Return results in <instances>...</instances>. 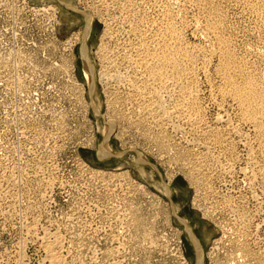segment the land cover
Segmentation results:
<instances>
[{
	"label": "rangeland",
	"instance_id": "obj_1",
	"mask_svg": "<svg viewBox=\"0 0 264 264\" xmlns=\"http://www.w3.org/2000/svg\"><path fill=\"white\" fill-rule=\"evenodd\" d=\"M63 1L76 6V10ZM63 1L0 0V57L4 60L0 58V264H56L50 257L54 252L62 255L61 263L57 264H183L184 259L189 264H197L195 243L180 217L187 220L201 241L203 264H224L234 256L238 258L241 250L234 240L237 236H240L238 241L243 242L245 237L251 241L247 242L253 253L243 258L245 263L258 264L259 258L264 257V174L260 171L262 166H255L256 162L248 154L250 144L258 146V141L252 125L239 120L235 100L219 92L217 59L214 58L207 72L198 71L195 95L203 110V126L209 130L223 129V144L210 142L185 114L175 110L179 89L172 79L163 91L166 105L173 111L170 117L150 114L149 92L146 99L137 95L131 84L101 79V72L106 68L101 48L109 43L113 52L119 46L122 55L124 48L125 53L133 55L136 53L133 46L140 41L139 33L143 30L153 47V23L166 24L170 19L169 9L175 13L174 21L187 45L209 44L205 33L193 26L196 16L206 20L202 11L183 0ZM217 1L223 6L222 15L226 20L223 32L232 41V47L264 76L262 17L244 2ZM84 10L92 14L86 44L96 67L93 98L102 113H123L118 132L108 138L116 152L106 157L100 156L99 149L106 140L104 126L108 118L97 115L91 107L84 119L72 82L77 78L86 83L89 99L90 87L81 51L84 39L80 40L77 35L85 32L89 21ZM134 26H138L135 31ZM68 43L74 44L68 46ZM68 57L73 59L74 76L63 68L57 73L49 68L46 71L50 65L61 67ZM128 64L133 79L148 77L142 67ZM136 149L151 163L137 161ZM115 170L127 171L130 177L115 175ZM254 173L258 174L256 179ZM252 179L256 181L251 182ZM131 181L145 184L149 192H138ZM157 196L163 200L164 209L170 211V221L164 214L155 218L161 208L155 203ZM170 204L174 205L177 215L171 214ZM137 206L141 207L138 214L146 221L143 227L154 228V236L159 237L156 243L160 245L150 238L147 240L144 229H136L133 216ZM243 211L251 219L247 236L241 233L239 224ZM48 242L57 243L51 252Z\"/></svg>",
	"mask_w": 264,
	"mask_h": 264
},
{
	"label": "bare ground",
	"instance_id": "obj_2",
	"mask_svg": "<svg viewBox=\"0 0 264 264\" xmlns=\"http://www.w3.org/2000/svg\"><path fill=\"white\" fill-rule=\"evenodd\" d=\"M63 1V0H61ZM135 1V0H134ZM185 2V4L189 5L192 4L194 6H198L200 11H202V13L204 14V16L206 17L204 19H201L200 17L196 16L195 17V24L193 26H195V29L201 30L203 33H205L206 37H208V41L209 44L205 45V46H197V47H191L189 44L187 45L184 41L183 38V33L181 31V29L176 25L175 23V17H173V10L169 9L168 13V19L169 21H166V24L163 22V24H165V26L162 24V22L159 21H154V36H153V43L154 46L151 47V44L149 43V36L148 34H145L146 31L144 32V30L142 32H140V41L138 42V44L136 46H133V48L136 50V53H132L133 55L129 53H125V48L123 49L124 53L122 55L121 50H119V46L117 48V50L114 49V52L112 49V47L106 44L101 48V51H103V57L106 59L105 60V66L106 68L103 69V71L101 72V79L104 82H109L110 81H117V82H121L123 81L124 84H129V86H133L134 90L137 95H142L144 98L147 99L148 96H150L152 98V102H148L146 105L148 108H150V114H154L156 113L157 116L160 115H164L166 114L167 116L171 115V109H168V106L166 105V102L164 100L163 96V91L167 90V87L169 86V79H172V81H174L173 83L175 84V86H177L176 88L179 89V95L177 97H175V107H176V111H178L181 114H185L186 117L189 118V120L193 123V125L198 126V131L200 130L201 133H203V135L205 137H208V140L210 142H215L218 144H223L225 141L223 133L221 132L222 130L219 129H212L209 130L206 127L203 126L204 123V114H203V110H201L200 105L198 104L199 102L197 101L199 97H197V95H195L196 93V88L198 83V78L196 77L197 73L199 70H202L204 72H207L209 65L213 62L214 58L217 59V64H216V69L217 72L219 74V77L221 79V83H220V91L221 94H223L226 97H229V100L232 98L235 100L237 107L239 109V120L244 122V123H248L251 124L252 127L254 128V132L256 135V140L258 141V146L256 145H251L250 144V151L248 154H250V158L251 160L255 161L256 164L255 166L259 165L262 166L260 168V171H262L261 173L264 174V76L257 72L255 69H253V66H251L250 62H248L245 58L241 57L238 55V52H236V49H234V47H232V41L230 40V38L226 37L225 33L223 32V27H224V16L222 15V8L223 6H220V2L217 0H183ZM230 1V0H229ZM236 1V0H235ZM239 2H244L245 6L247 8H249L250 10L256 12V14L260 15L262 17V21H263V25H264V0H237ZM64 2V1H63ZM152 2V1H151ZM169 2V1H168ZM183 2V3H184ZM238 2V3H239ZM65 3V2H64ZM133 3V2H132ZM135 3V2H134ZM182 3V2H181ZM66 4V3H65ZM92 4V3H91ZM125 4V3H124ZM184 4V5H185ZM69 7H73L75 10L76 8L73 5H69L66 4ZM142 5V4H141ZM166 5V4H165ZM185 5V6H186ZM223 5V4H222ZM53 6V5H52ZM92 6V5H91ZM114 6V5H113ZM133 6V5H132ZM58 7V6H55ZM55 7H52V9ZM71 7V8H72ZM94 7V6H93ZM130 7V6H129ZM51 8V7H50ZM48 8V9H50ZM79 8V7H78ZM108 8V7H107ZM147 8V7H146ZM151 8V7H150ZM170 8V7H169ZM195 8V7H194ZM239 8V7H238ZM185 9V8H184ZM224 9V8H223ZM58 10V9H57ZM120 10V9H119ZM192 10V9H191ZM52 11V10H51ZM56 11V10H55ZM79 11V9H78ZM182 11V10H181ZM185 11V10H184ZM57 12V11H56ZM84 12V14L87 15L88 18V23L87 26L85 28V32L83 33H79L77 34L79 36L80 40H83V44L81 46V51H82V56L84 59V67H85V73L86 74V80L88 82V86L90 87L89 90V99L86 96V91L88 90V87L86 85V83L83 82H79V80L77 78H73V87H74V94L75 96L77 95V97L79 98V106H81L84 111V119L87 118V111H90V108L92 107L94 112L97 113V115L101 116L102 118H108V121L106 122L104 128H105V135H106V140L100 145V149H99V153L101 157H106L109 155H113L115 154L116 151H114L112 149L111 144L108 143V138L114 133V132H118L117 131V127H118V122L119 119L121 117V115H115L113 114L114 112L112 111V113H102L100 110V106L97 105L96 101L93 98V93L95 90V86H96V82H95V77H96V70H95V66L93 65L90 55H89V51H88V47H87V39H88V34L92 25V14H90L89 11H82ZM97 12V11H96ZM113 12V11H112ZM126 12V11H125ZM138 12V11H137ZM52 13V12H51ZM100 13V12H99ZM104 13V12H103ZM201 13V12H200ZM54 14V13H53ZM52 14V15H53ZM122 14V13H121ZM125 14V13H124ZM175 14V13H174ZM183 14V13H182ZM226 14V13H225ZM112 15V14H111ZM131 15V14H130ZM180 15V14H179ZM187 15V14H186ZM192 15V14H191ZM202 15V14H201ZM102 16V15H101ZM129 16V15H128ZM175 16V15H174ZM109 17V16H108ZM126 17V15H125ZM133 17V16H132ZM156 17V16H155ZM112 18V16H111ZM123 18V17H122ZM107 19V18H106ZM182 19V18H181ZM192 19V18H191ZM115 21V20H114ZM187 21V20H186ZM226 21V20H225ZM151 22V21H150ZM123 23V21H122ZM138 23V22H137ZM126 24V23H125ZM152 24V25H153ZM190 24V23H189ZM192 24V23H191ZM190 24V25H191ZM139 25V24H138ZM108 26V25H107ZM141 26V25H140ZM124 27V26H123ZM138 27V26H137ZM136 26H134V30L138 29ZM263 27V26H262ZM183 28V27H182ZM226 28V27H225ZM229 28V27H228ZM186 29V28H185ZM225 30V29H224ZM116 31V30H115ZM126 31V30H125ZM196 32V31H195ZM262 32V30H261ZM130 33V32H129ZM106 34V33H105ZM107 34H109V32H107ZM111 34H113V31L111 32ZM136 34V33H133ZM185 34V32H184ZM232 34V33H231ZM262 35V34H261ZM110 36V35H109ZM236 36V35H235ZM111 37V36H110ZM131 37V36H130ZM232 37V36H231ZM233 38V37H232ZM125 39V38H124ZM261 39V38H260ZM236 40V39H235ZM264 40V39H263ZM72 41V40H71ZM110 41V40H109ZM131 41V40H130ZM127 42V41H126ZM125 42V43H126ZM235 42V41H234ZM128 43V42H127ZM130 43V42H129ZM262 43V42H261ZM264 43V42H263ZM70 46L71 44L68 43ZM74 44V43H73ZM72 44V45H73ZM193 44V43H192ZM257 44V43H256ZM122 45V44H121ZM124 45V44H123ZM131 45V44H130ZM72 47V46H71ZM70 47V48H71ZM123 47V46H122ZM236 47V46H235ZM129 48V47H128ZM259 48V47H258ZM263 48V47H262ZM73 49V48H71ZM127 49V46H126ZM133 49V50H134ZM67 51V50H66ZM73 51V50H72ZM131 51V50H130ZM252 51V50H251ZM128 52V51H126ZM258 54V53H257ZM263 54H264V50H263ZM262 54V55H263ZM73 55V54H72ZM247 55V54H245ZM27 56V55H26ZM243 56V55H242ZM264 56V55H263ZM24 57V56H23ZM1 58V57H0ZM103 58V59H104ZM2 59V58H1ZM25 60V59H24ZM27 60V59H26ZM1 61H4L3 59ZM29 61V60H28ZM104 61V60H103ZM22 62V61H20ZM34 62V61H33ZM5 63V62H4ZM3 63V65H4ZM25 63V62H24ZM128 63H132L133 67L134 65H138L140 67H142V70L145 71V73L147 74L148 77H137L136 79L132 78L134 77V75L132 76L131 72L129 73V64ZM1 64V63H0ZM126 64V65H125ZM257 65V64H256ZM36 66L38 67V65L36 64ZM40 66V65H39ZM47 66V65H46ZM55 66V65H54ZM5 67V66H4ZM45 67V66H44ZM40 68H43L40 66ZM49 69H51V72L57 73L61 68H63L66 72H68V75L71 74L72 76H74V67H73V59H71V57L67 58L65 60V63H62L61 67H53L52 65H50V67L47 66L46 71ZM131 68V65H130ZM255 68V65H254ZM38 69V68H37ZM45 70V68H43ZM42 69V70H43ZM134 69V68H133ZM1 70V69H0ZM36 71V70H35ZM45 71V72H46ZM64 71V72H65ZM60 72V71H59ZM201 72V71H199ZM261 72V71H260ZM40 73V72H39ZM63 73V72H62ZM138 73V72H137ZM144 74V75H146ZM209 74V73H207ZM217 74V75H218ZM143 75V74H142ZM141 76V75H140ZM70 77V76H69ZM68 77V78H69ZM72 79V78H71ZM75 79V80H74ZM22 80V79H21ZM63 81V80H62ZM68 81V80H67ZM71 82V83H72ZM70 83V84H71ZM68 84V83H67ZM121 84V83H120ZM131 84V85H130ZM156 84V86H155ZM212 84V83H211ZM109 85V84H108ZM115 85V84H114ZM21 86V85H19ZM175 86L173 85V87L175 88ZM219 86V85H218ZM28 87V86H27ZM65 87V86H64ZM68 87V85L66 86ZM70 87H72L70 85ZM131 87V88H133ZM24 89V88H23ZM69 89V87H68ZM67 90V89H66ZM73 90V89H70ZM109 90V88H108ZM177 91V92H178ZM72 92V91H70ZM128 92V90H127ZM149 92V95L146 96V93ZM152 92V94L150 95V93ZM66 93V92H65ZM135 93V94H136ZM212 93V91H211ZM216 93V92H215ZM119 94V93H118ZM134 94V93H133ZM134 94V95H135ZM174 94V93H172ZM218 94V93H217ZM63 95V94H62ZM113 95V94H112ZM168 95V94H167ZM74 96V97H75ZM120 96V95H119ZM122 96V95H121ZM175 96V95H174ZM219 96V95H218ZM221 96V95H220ZM223 96V97H224ZM224 97V98H226ZM231 97V98H230ZM77 98V99H78ZM121 98V97H120ZM141 98V97H140ZM97 99V98H96ZM118 99V98H117ZM125 99V98H124ZM134 99V98H133ZM137 99V97H136ZM143 99V98H142ZM149 99V98H148ZM120 100V99H118ZM131 100V99H130ZM224 99H222L223 101ZM110 101V100H109ZM112 101V100H111ZM139 101V100H138ZM137 101V102H138ZM142 101V100H141ZM149 101V100H148ZM217 101V100H216ZM75 102H77V100H75ZM120 101H118L119 103ZM128 102V101H127ZM171 102V101H169ZM111 102H109L108 104H110ZM113 103V101H112ZM174 103V102H173ZM233 103V102H232ZM99 104V103H98ZM116 104V103H115ZM125 104V103H124ZM140 104V103H139ZM75 105V104H74ZM100 105V104H99ZM119 105V104H118ZM132 105V104H131ZM145 105V106H146ZM222 105V104H221ZM113 106V105H112ZM144 105H142L143 107ZM78 107V106H77ZM174 107V108H175ZM226 107V106H225ZM116 108V107H115ZM146 108V107H144ZM143 108V109H144ZM221 108V107H220ZM140 109V108H139ZM142 109V110H143ZM147 109V108H146ZM60 110H62L60 108ZM72 110V109H71ZM235 110V109H234ZM156 111V112H155ZM175 111V112H176ZM65 112V111H64ZM136 112V111H135ZM146 112V111H144ZM173 112V111H172ZM48 113V110L47 112ZM227 113V112H226ZM146 114V113H145ZM155 114V115H156ZM153 115V116H155ZM180 115V114H179ZM62 116V115H61ZM65 116V113H64ZM165 116V115H164ZM166 116V117H167ZM172 116V115H171ZM162 117V116H161ZM182 117V115H181ZM184 117V116H183ZM182 117V118H183ZM128 118V116H127ZM222 118V117H221ZM231 118V117H230ZM60 119V117H59ZM65 119V117H64ZM132 119V118H131ZM130 119V120H131ZM233 119V118H232ZM66 120V119H65ZM184 120V119H183ZM59 121V120H58ZM64 122V120H62ZM86 121V120H85ZM189 121V122H190ZM235 121V120H234ZM61 122V121H60ZM88 122V121H87ZM139 122V121H138ZM183 122V121H182ZM35 123V122H34ZM38 123V122H37ZM62 123V122H61ZM132 123V122H131ZM174 123V122H173ZM84 124V123H83ZM40 125V124H39ZM60 125V124H59ZM62 125V124H61ZM60 125V126H61ZM179 125V124H178ZM59 126V127H60ZM176 126V125H175ZM139 127V126H138ZM184 127V126H183ZM190 127V126H189ZM40 128V127H39ZM65 128V126H64ZM151 128V127H150ZM191 128V127H190ZM197 128V127H195ZM210 128V127H209ZM42 129V128H41ZM40 129V131H41ZM148 129V128H147ZM146 130V129H145ZM152 130V129H151ZM197 130V129H196ZM234 130V129H233ZM249 130V128H248ZM39 131V130H38ZM192 132V131H191ZM145 133V132H144ZM197 133V132H196ZM200 133V134H201ZM238 133V132H237ZM50 134V133H49ZM239 134V133H238ZM234 135V134H233ZM247 135V134H246ZM249 135V133H248ZM47 137V135H46ZM162 137V136H161ZM195 137V136H194ZM201 137V136H200ZM249 137V136H248ZM227 139V138H226ZM207 140V141H208ZM235 140V139H234ZM250 140V139H249ZM163 141V140H162ZM161 141V142H162ZM90 142V141H89ZM164 142V141H163ZM204 142V141H203ZM209 142V143H210ZM88 143V142H87ZM167 143V142H166ZM165 144V143H164ZM239 144V143H238ZM247 144V143H246ZM196 145V144H195ZM204 146V145H203ZM206 147V146H205ZM134 148V147H132ZM136 148V147H135ZM134 148V149H135ZM164 148V147H163ZM220 148V147H219ZM231 148V147H230ZM237 148V147H236ZM212 149V148H211ZM221 149V148H220ZM234 149V148H233ZM245 149V148H244ZM137 150L138 153V157H137V161H140L142 163L147 164L149 161L144 157V154L142 151ZM215 150V149H214ZM229 150V149H228ZM123 151V150H122ZM191 152V151H190ZM119 153V152H118ZM124 153V152H123ZM122 153H119V155H121ZM194 154V153H193ZM219 154V153H218ZM194 157V156H192ZM149 159V158H148ZM233 159V158H232ZM238 159V158H237ZM196 160V159H195ZM230 160V159H229ZM238 161V160H237ZM251 161V162H252ZM261 162V163H259ZM151 163V162H149ZM239 163V162H238ZM252 163V164H253ZM259 163V164H258ZM231 164V163H230ZM251 164V165H252ZM261 164V165H260ZM153 165V164H152ZM192 165V164H190ZM188 167V166H187ZM217 167V166H215ZM220 168V167H219ZM258 168V169H259ZM211 169V168H210ZM234 169V168H233ZM248 169V168H246ZM245 169V170H246ZM243 170V169H242ZM253 170V168H252ZM198 171V170H197ZM244 171V170H243ZM248 171V170H247ZM254 171V170H253ZM252 171V174H253ZM258 171V170H257ZM256 171V172H257ZM109 172V171H108ZM114 173V171H112ZM116 172V170H115ZM193 172V171H192ZM246 172V171H245ZM99 173V172H98ZM101 173V172H100ZM104 173V172H103ZM220 173V172H219ZM106 174V173H105ZM110 174V173H109ZM117 174H121V175H125L128 176L130 175L129 172L127 171H123L122 172H116L115 175ZM198 174V173H197ZM251 174V175H252ZM114 175V176H115ZM226 175V174H225ZM258 175V174H257ZM256 173H254L253 178L256 179L257 177ZM110 176V175H109ZM117 177V176H116ZM123 177V176H122ZM130 177V176H129ZM132 178V177H131ZM192 178V177H191ZM260 178H263L260 176ZM125 179V178H123ZM130 179V178H129ZM128 179V180H129ZM134 179V178H132ZM126 180V179H125ZM135 180V179H134ZM133 180V181H134ZM250 180V179H249ZM254 179H252L251 182H253ZM261 180V179H260ZM264 180V179H263ZM136 181V180H135ZM256 181V180H254ZM139 182V181H138ZM137 182V183H138ZM204 182V181H203ZM133 186L135 187L136 190H139L144 193L147 194V192H149L148 190H146L145 184H140V183H135L132 182ZM206 183V182H205ZM246 183V182H245ZM212 184V183H211ZM255 185V184H254ZM262 186V185H261ZM257 187V186H256ZM165 188V187H164ZM260 188V187H259ZM168 193L169 189L168 187L166 188ZM211 189V188H210ZM129 190V189H128ZM135 190V191H136ZM215 190V189H214ZM215 192V191H214ZM264 192V191H263ZM137 193V192H136ZM212 193V192H211ZM150 194V193H148ZM217 195V194H216ZM220 195V194H219ZM255 195V194H254ZM237 196V195H236ZM243 196V195H242ZM228 197V196H227ZM254 197V196H253ZM261 197V196H260ZM233 198V197H232ZM243 198V197H241ZM252 198V197H251ZM255 198V197H254ZM125 200V199H124ZM224 200V199H223ZM233 200V199H232ZM239 200V199H238ZM241 200V199H240ZM243 200V199H242ZM256 200V199H255ZM126 201V200H125ZM130 201V200H129ZM260 201V200H259ZM216 202V201H215ZM230 202V199H229ZM233 202V201H232ZM131 203V202H130ZM134 203V202H133ZM155 203L159 205V207L161 206V208L158 209V213H156V207L153 209L155 212V218L161 217L162 214H164L165 219H167L168 221H170V211L164 209V204H163V200L159 199L157 196V199L155 200ZM224 203V202H223ZM222 203V204H223ZM263 203V202H262ZM135 204V203H134ZM226 204V203H225ZM133 205V204H132ZM171 205V204H170ZM136 206V205H135ZM157 206V205H156ZM227 206V205H226ZM235 207V206H234ZM242 207V206H241ZM245 207V206H243ZM137 212H135L134 214V218L133 220L136 222L135 226L136 229H144L143 235L144 237L150 238L151 240H153V242L156 243V240L159 241V237L154 236V228H152V230L148 227V228H144L146 225V221H144V218L138 214L140 211L138 206L136 207ZM238 209V208H237ZM247 209V208H246ZM141 210V209H140ZM204 210H208V209H204ZM217 210V209H216ZM215 210V211H216ZM223 210V209H222ZM229 210V209H228ZM255 210V209H254ZM260 210V209H259ZM163 211V212H162ZM210 211V210H208ZM248 211V209H247ZM253 211V210H252ZM207 212V211H205ZM223 212V211H222ZM244 212V211H243ZM129 213V212H128ZM132 213V212H131ZM176 214V211L174 209V205H171V214ZM211 213V212H210ZM215 213V212H214ZM255 213V212H254ZM206 214V213H205ZM209 214V212H208ZM207 214V215H208ZM213 214V213H212ZM236 214V213H235ZM146 215V214H145ZM177 215V214H176ZM249 215L247 216V214L245 215V212L242 214L241 218V222L239 223L241 225V233L243 235L248 234L249 232V228L251 226V219L249 218ZM145 217V216H144ZM210 217V216H209ZM231 217V216H230ZM251 217V216H250ZM154 218V217H153ZM146 219V218H145ZM151 219V218H149ZM230 219V218H229ZM152 220V219H151ZM150 220V221H151ZM155 219H153L154 221ZM157 220V219H156ZM180 220H182V222L185 225V229L188 231V235L191 236V238L193 239L195 246H196V251H197V259L198 262L197 264H203V260H204V251H203V247L201 244V241L199 239V237L195 234V232L192 230V227L188 224L187 220H183L180 217ZM218 220V219H217ZM148 221V220H147ZM166 221V220H165ZM164 221V222H165ZM152 222V221H151ZM226 222V221H225ZM260 222V221H259ZM130 223V222H129ZM150 223V222H149ZM155 224V221H154ZM153 224V225H154ZM238 224V223H236ZM254 224V223H253ZM259 224V223H258ZM151 225V224H150ZM221 225V224H220ZM238 225V226H240ZM144 226V227H143ZM237 226V225H236ZM153 227V226H152ZM155 227V226H154ZM235 227V226H234ZM233 228V226L231 227ZM156 229V228H155ZM226 229V228H225ZM237 229V228H236ZM177 230V229H176ZM184 230V229H183ZM234 230V229H233ZM239 230V229H238ZM237 230V231H238ZM135 231V230H134ZM137 231V230H136ZM54 232V231H53ZM165 232V231H164ZM239 232V231H238ZM138 233V232H136ZM157 233V232H156ZM166 233V232H165ZM179 232H177L178 234ZM237 233V232H236ZM139 234V233H138ZM240 234V233H239ZM238 234V235H239ZM55 235V234H54ZM57 235V234H56ZM137 235V234H136ZM228 235V234H227ZM45 236V235H44ZM140 235H138L139 237ZM249 236V235H248ZM251 236V235H250ZM59 237V236H58ZM155 237V238H154ZM157 237V238H156ZM167 237V236H166ZM230 237V236H229ZM238 238L240 236H237ZM140 238V237H139ZM236 238V237H235ZM237 239H234L235 241L237 240L236 245H238V249L241 250L240 253L238 251V258L235 259V252L232 253V256H234V259L231 260H227L225 263L226 264H244L246 261H244L245 257H248V254L250 255L251 252L253 253V251L249 248V244H250V240H247V238L245 237V241L243 239V242L238 241ZM242 238V237H241ZM244 238V237H243ZM250 238V237H249ZM56 239V238H55ZM169 239V238H168ZM223 239V238H222ZM232 239V238H231ZM45 240V239H44ZM146 240V241H147ZM163 240V239H162ZM143 241V240H142ZM168 241V240H167ZM192 241V242H193ZM220 241V240H219ZM217 240V242H219ZM250 241V242H247ZM57 242V241H56ZM133 242V241H132ZM152 242V241H151ZM234 242V241H233ZM241 242V243H240ZM49 243V242H48ZM143 243H146L145 240L143 241ZM147 243H149L147 241ZM160 245V242H158ZM156 243V244H158ZM163 243V242H162ZM169 243V242H168ZM255 243V242H254ZM60 244V243H59ZM140 244H142L140 242ZM138 244V245H140ZM222 244V243H221ZM46 245V244H45ZM144 246V244H142ZM154 245V243L152 244ZM167 245V243H166ZM234 245V244H233ZM232 245V246H233ZM44 246V245H43ZM47 246L49 247L51 252L52 250L55 249V247L57 246V243H52L50 242L49 244H47ZM46 246V247H47ZM164 246V245H163ZM257 246V245H256ZM259 246V245H258ZM145 247V246H144ZM147 247V246H146ZM157 247V246H156ZM169 247V246H167ZM140 248V247H139ZM142 248V247H141ZM158 248V247H157ZM160 248V247H159ZM144 249V248H143ZM149 249V248H148ZM153 249V247H152ZM152 249H150L152 251ZM164 249V248H163ZM166 250V249H165ZM259 250V249H258ZM262 250V249H261ZM120 251V250H119ZM143 251V250H142ZM181 251V250H180ZM234 251V250H233ZM236 251V249H235ZM54 252V251H53ZM149 252V251H148ZM263 252V251H262ZM61 253V252H60ZM231 252H229L230 254ZM181 256L183 257V251H181ZM50 255V253H49ZM169 255V254H168ZM253 255V254H252ZM251 255V256H252ZM47 256V255H46ZM230 256V255H229ZM236 256V257H237ZM258 256V255H257ZM51 259L54 263H61L60 261L62 260V255L56 254V252L51 254ZM68 257V256H67ZM260 257V256H259ZM262 257V256H261ZM229 258V257H228ZM244 258V259H243ZM185 262L183 264H189L188 259H184ZM247 260V259H246ZM250 262V261H249ZM51 263V262H50ZM224 263V264H225ZM247 263V262H246ZM245 263V264H246ZM221 264V263H220ZM251 264V263H250ZM258 264H264V257L259 258V263Z\"/></svg>",
	"mask_w": 264,
	"mask_h": 264
}]
</instances>
